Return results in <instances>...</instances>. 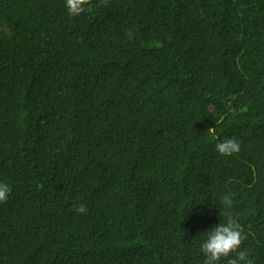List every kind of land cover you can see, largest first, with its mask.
Masks as SVG:
<instances>
[{
    "label": "trees",
    "instance_id": "obj_1",
    "mask_svg": "<svg viewBox=\"0 0 264 264\" xmlns=\"http://www.w3.org/2000/svg\"><path fill=\"white\" fill-rule=\"evenodd\" d=\"M91 7L0 0V264H204L225 194L264 264V0Z\"/></svg>",
    "mask_w": 264,
    "mask_h": 264
},
{
    "label": "clouds",
    "instance_id": "obj_2",
    "mask_svg": "<svg viewBox=\"0 0 264 264\" xmlns=\"http://www.w3.org/2000/svg\"><path fill=\"white\" fill-rule=\"evenodd\" d=\"M106 4L107 0H101ZM65 7L70 16H79L85 12H91V0H65ZM132 38V32L126 33ZM214 132L213 128L208 129ZM240 141L235 138H227L216 143L215 150L218 155L229 157L240 151ZM11 188L7 183L0 182V203L7 201ZM222 222L211 230L206 231L205 238L200 244V251L205 256L204 264H219L222 258H229L227 264H255L251 252L241 246L248 239V234L240 226L234 212V203L230 195H222L219 198ZM80 214H86L85 206L80 205L76 208Z\"/></svg>",
    "mask_w": 264,
    "mask_h": 264
}]
</instances>
